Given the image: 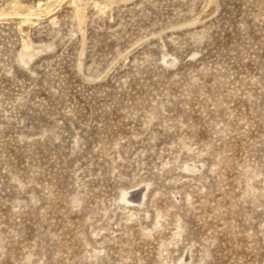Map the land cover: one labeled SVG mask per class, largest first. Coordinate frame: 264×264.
<instances>
[{
	"label": "rangeland",
	"instance_id": "rangeland-1",
	"mask_svg": "<svg viewBox=\"0 0 264 264\" xmlns=\"http://www.w3.org/2000/svg\"><path fill=\"white\" fill-rule=\"evenodd\" d=\"M0 264H264V0H0Z\"/></svg>",
	"mask_w": 264,
	"mask_h": 264
}]
</instances>
